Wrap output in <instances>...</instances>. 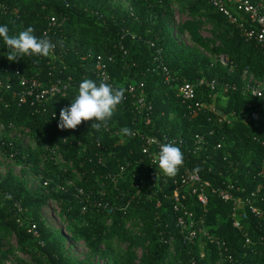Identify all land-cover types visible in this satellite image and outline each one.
<instances>
[{
  "label": "trees",
  "instance_id": "16d2710c",
  "mask_svg": "<svg viewBox=\"0 0 264 264\" xmlns=\"http://www.w3.org/2000/svg\"><path fill=\"white\" fill-rule=\"evenodd\" d=\"M170 1L189 16L202 15L211 24V42L219 43L212 52L226 55L224 66L176 44L164 21ZM248 1L264 9V0ZM49 18H54V27H48ZM4 25L12 36L33 27L34 35L49 38L56 44L54 54L60 55L55 60L22 57L9 62L7 46L0 40V124L27 129L37 148L45 145L50 150L46 151V168L53 181L43 185L40 179L46 194L31 193L10 174L0 179V231L11 232L18 250L28 254L33 264H85L65 254L63 238L41 218L39 211L48 200L58 208L69 237L110 264H132L131 249L140 242L145 245L136 264H264V217H255L248 209L264 211V120L255 125L237 119L226 124L218 123L211 113L191 116L176 97L183 81H215L234 89L208 91L200 86L196 93L203 103L221 115L254 111L264 118V96L252 98L243 89L244 74L254 79L264 76V50L257 42L244 37L204 0H126L125 6H111L107 0H0V26ZM190 32L193 42L204 46L193 29ZM97 56L106 65L113 86L125 89L142 84L150 105L148 126H144L142 111L138 116L133 110L134 97L125 92L106 129L97 132L91 122H82L75 131L58 128L62 106H70L82 80L99 84L94 75ZM15 71L46 85L70 77L69 95L57 96L37 111L19 106L14 93L21 88ZM124 127L179 141L175 145L184 154V164L178 175L169 178L159 166L150 165L140 154L139 138L120 134ZM196 135L202 137L201 144L195 143ZM0 153L21 168L38 161L36 154L23 152L5 137H0ZM54 155L69 165L58 166L57 159L50 160ZM120 167L124 169L119 174ZM196 168L200 182L209 184L202 189L204 206L191 194L200 182L188 187L179 184L180 175ZM175 187L195 228L201 222L205 235L193 229L195 237L187 240V230L180 228L177 218L184 223L187 219L173 209ZM74 188L81 189L89 201L107 203L111 209L86 207L82 212L87 204L72 195ZM215 189L228 191L232 201L240 200L234 216L233 202L220 200L212 192ZM130 219L139 223L140 238L124 227ZM234 220L239 229L232 226ZM113 241L127 242L126 251L116 260L110 258ZM7 253L0 245V264H6Z\"/></svg>",
  "mask_w": 264,
  "mask_h": 264
},
{
  "label": "built area",
  "instance_id": "2783aa9c",
  "mask_svg": "<svg viewBox=\"0 0 264 264\" xmlns=\"http://www.w3.org/2000/svg\"><path fill=\"white\" fill-rule=\"evenodd\" d=\"M206 1L211 8L217 13L224 16L227 21L234 25L236 28L243 33L244 37L247 39H252L259 44V46L264 50V9L261 8L260 5L251 4L248 0H204ZM56 22L54 18L48 19V27H54ZM60 55L50 56L53 60L59 58ZM223 63V61H222ZM164 71V79L168 80V73L163 68ZM94 75L97 79L98 83L101 79H106L108 83L109 77L106 72V65L102 62L99 56L94 58ZM14 75L17 78V84L21 88L19 92H13L17 98L18 105H27L30 108H35L36 111L40 108H43L44 104L48 101H52L55 97H65L69 95V85L71 83L70 77H67L64 82L59 79L55 80L53 83L46 85L43 82L38 81L37 79H29L27 80L25 77L21 76L18 71L14 72ZM200 86L204 87L208 91H213L216 88H219L222 92H225L227 89L233 90V86H227L224 84H217L215 81H204L200 79L196 83H187L183 81L177 88L176 97L179 99L181 105H184L186 110L189 112L191 116H195L198 113L206 114L211 113L216 115L217 122L226 124L229 123L230 120H240L242 122H251L254 125L260 121L264 120L258 113L254 111H240L238 115H234L230 113L229 115H221L216 112V110L210 104L203 103L200 99H198V94L196 93V89ZM8 88V86H6ZM244 93L248 94L252 98H260L257 96H253V90L264 92V76L259 79H255L252 82L247 84L244 83ZM137 90V94L135 91ZM125 92L134 97L133 99V110L136 115H141V111L143 113V123L144 126H148L150 124L149 120V112L150 105L145 102L144 93L142 92V84H139L137 87L134 84H129L125 88ZM65 108V105L62 106V109ZM51 118L55 117L51 115ZM229 118V119H228ZM75 131V130H74ZM133 136H137L140 141V154L143 158H146L150 165H157L156 157L159 151V145L161 143L174 142L180 143L175 139H167L164 136H156V135H147L140 134L134 132ZM195 143L201 144L202 137L194 136ZM46 151L47 150L45 146ZM53 154V153H52ZM55 154V153H54ZM60 158V157H59ZM57 159V155L50 158V160ZM61 159V158H60ZM264 160V155L262 157ZM142 159H138L136 163H140ZM123 167L119 168V174L123 171ZM200 178L197 173L194 174V171L187 172L185 175H180L179 184L184 187H188L194 183H199ZM44 183L43 185H45ZM66 185H71L70 183H66ZM209 184L207 182H200L198 188H194L191 190V194L196 196V200L200 205L204 206L206 204V197L203 193V187H208ZM137 187V186H136ZM178 188L172 192L171 199L173 204L174 211H182V214L186 217L187 222L184 223L181 217L177 218V223L181 229L187 230V240H191L195 237V231L193 229H197L198 233L205 235L203 230L201 229V222H199V226L195 228V224L192 221V214L184 210V206L181 201L183 200V196L178 195ZM220 200L223 202L232 201L230 194L228 191L215 189L214 191ZM72 195L76 198L83 199L87 206L82 207V212L85 211L86 207H90L93 209L100 210H109L111 206L107 203L101 201H89L88 197L83 194V191L79 188H74L72 190ZM233 202V208L231 212V216H234V210L240 206V200H235ZM250 205V204H249ZM14 207L17 208V211H20V207L18 204H14ZM249 212L255 217L261 218L264 217V211L259 208L248 206ZM232 226L236 229H239V224L237 221H233ZM33 228V227H32ZM32 236H36L35 230L31 229ZM248 243V240H245ZM229 260V257H226Z\"/></svg>",
  "mask_w": 264,
  "mask_h": 264
},
{
  "label": "rangeland",
  "instance_id": "374dc122",
  "mask_svg": "<svg viewBox=\"0 0 264 264\" xmlns=\"http://www.w3.org/2000/svg\"><path fill=\"white\" fill-rule=\"evenodd\" d=\"M112 5L125 6L126 0H107ZM165 25L170 31L171 37L177 45L182 48H188L197 51L203 57L210 60L212 64L224 66L226 64V55L223 53L213 54L212 48L219 47L218 42L212 43V26L201 16L191 17L187 12L176 2L170 1L169 11L164 16ZM193 29L196 36L203 41L204 46L197 45L193 42L190 30ZM223 61V63H222ZM246 73V72H243ZM245 84L255 80L251 75L244 74L242 76ZM0 137H5L7 140L15 142L23 152H31L36 154V165H29L21 168L16 165L11 159L5 158L0 153V179L7 174L13 176L14 180L21 182L25 189L31 193L40 192L43 194L45 190L40 185V179L46 184L52 183L53 179L47 171L46 163L48 154H46L45 145L38 147V143L30 136L27 129L21 126L10 125L8 128L0 124ZM56 164L69 165L62 161L57 156ZM35 172V173H34ZM78 180L79 176L75 175ZM72 183V182H71ZM39 214L44 223L52 230V232L63 238V246L65 254L85 264H110L104 258L91 255L81 241H74L69 237L65 229V224L59 215L58 208L52 200H48L41 207ZM124 227L130 232V235L136 238L141 237L139 223L135 224L132 219L125 222ZM0 245L3 249H7L6 264H33L28 254H24L18 250L15 244L14 236L11 232L0 231ZM144 242L137 243L132 249L133 263L136 264L141 255ZM102 249V248H101ZM127 249V242L113 241L110 253V258L118 259Z\"/></svg>",
  "mask_w": 264,
  "mask_h": 264
},
{
  "label": "clouds",
  "instance_id": "9594fccd",
  "mask_svg": "<svg viewBox=\"0 0 264 264\" xmlns=\"http://www.w3.org/2000/svg\"><path fill=\"white\" fill-rule=\"evenodd\" d=\"M0 40L7 46L6 58L9 62H18L22 57L49 58L56 48V44L49 38L34 35V28L31 26L15 36L9 35L6 25L0 26ZM252 95L260 97L264 96V92L253 90ZM124 99L123 87L113 86L106 79H101L97 84L94 80L85 78L79 84L78 94L70 106L61 109L58 128L74 131L82 122H91V128L97 132L102 128L106 129L108 121ZM120 134L127 137L134 135L127 127L122 128ZM156 161L163 175L175 178L184 164V154L174 142L161 143ZM199 171V168L194 169V174Z\"/></svg>",
  "mask_w": 264,
  "mask_h": 264
}]
</instances>
